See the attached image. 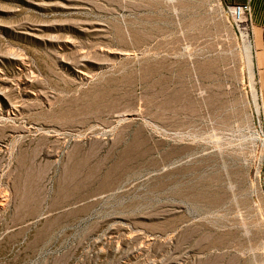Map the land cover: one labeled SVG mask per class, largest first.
I'll list each match as a JSON object with an SVG mask.
<instances>
[{"label": "rangeland", "instance_id": "374dc122", "mask_svg": "<svg viewBox=\"0 0 264 264\" xmlns=\"http://www.w3.org/2000/svg\"><path fill=\"white\" fill-rule=\"evenodd\" d=\"M263 118L223 0H0V264H264Z\"/></svg>", "mask_w": 264, "mask_h": 264}, {"label": "crops", "instance_id": "0c3cea01", "mask_svg": "<svg viewBox=\"0 0 264 264\" xmlns=\"http://www.w3.org/2000/svg\"><path fill=\"white\" fill-rule=\"evenodd\" d=\"M226 6L250 3L253 10V42L259 84L264 92V0H223Z\"/></svg>", "mask_w": 264, "mask_h": 264}, {"label": "built area", "instance_id": "2783aa9c", "mask_svg": "<svg viewBox=\"0 0 264 264\" xmlns=\"http://www.w3.org/2000/svg\"><path fill=\"white\" fill-rule=\"evenodd\" d=\"M227 11L232 20L241 27L248 37L253 39V10L250 3L234 5L232 7L227 6ZM262 124L264 127V118Z\"/></svg>", "mask_w": 264, "mask_h": 264}]
</instances>
